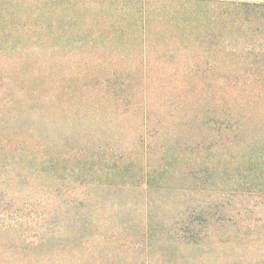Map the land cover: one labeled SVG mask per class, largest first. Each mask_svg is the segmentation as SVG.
<instances>
[{
  "label": "rangeland",
  "instance_id": "1",
  "mask_svg": "<svg viewBox=\"0 0 264 264\" xmlns=\"http://www.w3.org/2000/svg\"><path fill=\"white\" fill-rule=\"evenodd\" d=\"M156 7L151 0H0V159L12 153L7 125L20 130L26 148L17 169L0 168L6 201L0 204L16 214L44 212L36 223L17 224L15 234L43 226V235L58 229L68 236L78 224L74 210L84 213L106 264H264V194L249 192L238 158L223 164L204 192L198 190L204 167L196 164L167 174L162 187L110 168L121 155L140 156L147 138L150 154L159 156V131L180 114L174 94L194 100L205 88L186 70L197 50H181ZM235 47L242 49L240 42ZM225 65L243 72V52L227 55ZM235 76L211 79L203 94L217 102L218 93L232 96L243 108V73ZM61 85L83 88L55 94ZM142 85L150 86V95L140 92ZM256 111L264 123V106ZM10 112L24 116L22 128ZM231 138L230 147L224 145L228 157L243 151V139ZM47 152L60 163L57 170L39 165ZM207 199L215 215L190 221ZM58 256L60 264L79 257L69 250ZM4 263L48 264L25 254L0 258Z\"/></svg>",
  "mask_w": 264,
  "mask_h": 264
},
{
  "label": "trees",
  "instance_id": "2",
  "mask_svg": "<svg viewBox=\"0 0 264 264\" xmlns=\"http://www.w3.org/2000/svg\"><path fill=\"white\" fill-rule=\"evenodd\" d=\"M151 2L157 5L155 12H159L158 17L166 20L172 34L179 39L178 45L180 44L181 50L188 47L197 50L195 59L191 58L186 70L200 81L197 84H204L205 88H201L203 90L196 93L197 97L194 100L187 98L182 92L174 94L179 97V103L175 107L180 110V114L178 116L175 114L171 118L174 126L169 125L163 128L162 132L159 131L163 146L159 156L150 154L152 141H148L147 138L142 143L144 151L140 156L127 159L121 155L111 162L110 168L119 170L120 174L128 173L135 180L140 176L142 180L139 181L143 182L149 178V184L159 183V187H162L167 174L176 175L177 171L180 173L181 169L185 167L188 169L189 165L196 164L200 168L204 167L200 172L202 177L198 185V190L204 192L214 187L211 178L215 176L216 171L220 170L223 164H229L231 159L238 158L240 163L243 162V165L241 164L243 178L248 182L246 185L249 192L258 191L264 194V128L262 127L264 123L261 122V112L256 111L260 106H264V0H151ZM158 2L162 3L161 7ZM237 42H240L241 50L236 49ZM241 52H243V72L240 68L232 70L228 68L225 65L226 56L241 55ZM241 73H243V92H245L243 108L236 106V98L232 96L218 93L220 102H217L214 98L211 99L203 94L210 89L211 79L224 78L223 82H230L229 79ZM60 87L55 94L74 95V93L78 94L74 88L78 90L83 88V86L73 88L69 85ZM159 87L162 88V86ZM184 87L182 84V88ZM223 87L221 85L218 91H223ZM150 91V86H140L141 93L148 96ZM114 92L121 95L120 89ZM95 93L99 92L95 91ZM247 93L256 94V96L246 98ZM231 105H234L232 109L229 108ZM214 112L218 114L212 115ZM234 116L241 119L243 117L242 122L235 121L237 118ZM23 118L22 114L10 112V120L12 124L19 126L18 128H22ZM145 119L148 122V116H145ZM176 125L179 127L175 128ZM32 128L31 130L28 128L26 134L33 136ZM186 129L189 131H185ZM176 130L180 136L172 142L177 135ZM6 131L7 142L9 146L11 144L12 153L4 154L0 159V168L5 170L13 165L15 170L20 165V156L26 148L20 143L19 129L7 125ZM187 132H189L188 137H186ZM231 137H236L237 142L243 139V151L235 155L229 154L230 157H228L227 150L224 149L225 146L229 148L233 143ZM52 155L51 152H47L38 161L45 170L58 169L60 163L56 159L53 160ZM126 163H128L126 166H122ZM94 165L92 162L87 163V167L94 168ZM163 165H168V168L166 169ZM3 199L0 197V200ZM10 202L13 201H8V204ZM206 202L209 200L199 204L195 212L196 217L192 216L190 221H196V219L206 221L209 219L208 215H215L211 212L212 204H206ZM43 214L44 212H34V210L28 215L16 214L11 206L2 207L0 204V239L5 235L8 238L13 236L9 244L5 240L6 244L0 242V258L25 254L38 262L60 264L62 259L58 256V252L69 250L80 257L72 264L107 263L95 249V240H91L95 232H92L88 226L89 219L84 216V213L74 210L72 216L78 224L70 228L68 236L58 229H50L51 232L48 231V234L43 235L39 232L44 229L43 226L36 227L35 230H24L23 234H15L13 231L14 227L21 222L28 225L34 221L36 223ZM204 214L206 218L203 219L201 216ZM26 217L29 219L26 220ZM86 251H92V253L89 254ZM85 256H89L88 259H85ZM110 264L114 262L111 261Z\"/></svg>",
  "mask_w": 264,
  "mask_h": 264
}]
</instances>
